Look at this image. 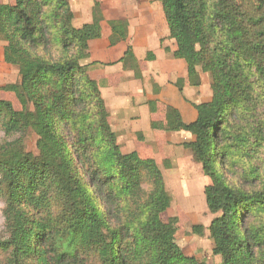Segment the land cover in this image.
Wrapping results in <instances>:
<instances>
[{
	"label": "trees",
	"instance_id": "obj_1",
	"mask_svg": "<svg viewBox=\"0 0 264 264\" xmlns=\"http://www.w3.org/2000/svg\"><path fill=\"white\" fill-rule=\"evenodd\" d=\"M0 3V39L5 63L20 81L1 88L21 109L0 97V197L8 238L0 242V264H80L84 253L99 264H205L187 257L162 220L172 199L154 159L125 154L110 125L102 89L90 75V43L103 36V6L77 28L70 0ZM176 44L173 56L186 64L185 87L212 77V99L194 104V122L165 106L153 131L186 132L184 144L211 184L213 254L223 264H264V164L236 163L247 149L264 155V0H159ZM109 44L128 41L129 22H109ZM131 62V47L119 61ZM148 54L147 59L155 60ZM130 69V68H129ZM150 110L157 112L156 102ZM241 130V132H240ZM36 136L37 154L27 139ZM239 154V158H237ZM243 158V159H244ZM248 161V160H247ZM236 178L239 183L231 182ZM144 180L151 188L144 189ZM193 231L203 236L204 228Z\"/></svg>",
	"mask_w": 264,
	"mask_h": 264
},
{
	"label": "rangeland",
	"instance_id": "obj_2",
	"mask_svg": "<svg viewBox=\"0 0 264 264\" xmlns=\"http://www.w3.org/2000/svg\"><path fill=\"white\" fill-rule=\"evenodd\" d=\"M96 1L101 2L107 19L103 22L106 23L108 31L106 36L110 33V21L127 20L129 38L123 48L127 50L131 47L140 57L142 79L135 77L128 58L124 59L126 67L120 64L119 60L123 59L124 53L120 57L117 56L118 54L110 55L111 48L117 50L118 46L111 47L109 39L103 38L91 43L90 58L83 63L90 65L91 77L105 86L101 89L105 98L110 99L109 106L113 122L110 125L117 134L122 152L125 154L136 152L141 159H154L160 167L167 191L172 199L171 207L162 215V220L166 224H171L173 229L171 239L174 244L180 247L187 257H194L205 264H223L222 257L213 254V241L208 231L212 221L218 216L210 212L206 202L205 189L211 182L204 174L202 166L194 160L192 152L184 147L185 143L194 139L193 136L189 133L157 132L151 128L152 122L165 120L164 107L168 105L167 103L179 107L178 110L184 121H194L196 112L193 105L206 103L212 99V77L208 73L201 72L202 85L200 87H185L183 93L179 92L176 83L181 79L182 69L176 64L177 59L173 56L176 44L170 38L159 0H70L72 10L77 13L76 23L74 21L75 27L83 26L84 22L91 18L92 8ZM12 2V0H0L3 4ZM5 46L6 43L0 39V97L12 103L19 111L21 106L16 96L1 90L3 87L17 84L20 81L18 68L4 61ZM151 52L152 54L157 53L159 57L155 56L153 61L148 60V54ZM162 78L166 83L163 87L159 83ZM116 92L122 94L124 100L118 98V95H115ZM113 94L116 99L118 98L117 107L114 102V104L111 102ZM159 97L165 101L160 100ZM129 102L148 107L150 113L155 114V121L146 113H141V116L137 117L135 114L133 117H128L129 114L126 116V112H129ZM150 102H156L159 107L157 112L150 110ZM5 140V135L0 133V144ZM36 142V136L27 139L28 150L35 154H37ZM245 152H247L248 159L239 158L237 154L239 161L244 163V166L236 163L235 169L240 174L242 168L248 169L245 162L253 164L254 167H262L264 164L262 153H254L250 148ZM231 182L242 181L232 178ZM150 184L149 181L144 180V189L149 190ZM4 209L5 201L0 197V242L8 238ZM194 226L204 228L203 236L193 231ZM80 260V264H99L95 253H84Z\"/></svg>",
	"mask_w": 264,
	"mask_h": 264
},
{
	"label": "crops",
	"instance_id": "obj_3",
	"mask_svg": "<svg viewBox=\"0 0 264 264\" xmlns=\"http://www.w3.org/2000/svg\"><path fill=\"white\" fill-rule=\"evenodd\" d=\"M71 7H72V5H71ZM74 15H75V19H74V21H75V23H76V19H77V13H75V11H74ZM104 17H105V15H104ZM106 19V18H105ZM92 21V16H91V18L89 19V20H87V21H85L84 22V24H88V23H90ZM106 21H107V19H106ZM83 24V25H84ZM75 25V24H74ZM106 23H103L102 24V27H103V36H102V39L104 38V39H109V37H110V33H109V35H107L106 36V32H108L107 31V28H106ZM92 42H94V41H92ZM91 42V43H92ZM91 43H90V45H91ZM123 45H125L124 43H122V44H120V46L118 45V49L117 50H114L115 48H111V50H110V55L111 56H115L116 54H118L117 56L118 57H120L121 56V54L122 53H124L125 54V52H126V49L125 48H123ZM121 47V48H120ZM176 50V49H175ZM174 50V51H175ZM90 53H91V46H90ZM135 53V55H136V57H137V59H138V61H139V54L138 53H136V51L134 52ZM156 57H159V56H157V53H155L154 54ZM121 65H123L124 66V64L123 63H120ZM176 64L178 65V66H180V68L182 69V71H181V74H180V78H186V76H187V69H186V64L182 61V60H176ZM124 69V68H123ZM184 70V71H183ZM90 74H92V73H90ZM143 77H144V75H143ZM159 83H160V85L163 87V86H165V82H164V80H163V78L159 81ZM162 93H163V91H162ZM102 95H103V98H104V100H105V103H106V107H107V110H108V112H109V114H110V123L111 124H113V122H112V112H111V109H110V106H109V100L107 99V98H105V96H104V94H103V91H102ZM115 95H118L117 97L118 98H122L123 99V97H122V94H119V92H116V94ZM114 94H113V97L115 96ZM164 96H165V93L163 94ZM112 97V103L114 102L115 103V105H116V107H117V103H118V98L116 99L115 97L113 98ZM159 99L160 100H164V99H162V98H160L159 97ZM124 100V99H123ZM108 101V102H107ZM133 101V100H132ZM165 101V100H164ZM113 103V104H114ZM130 103V102H129ZM168 105H170V106H172V107H175L176 109H179V107L178 106H176V105H173V104H169V103H167ZM178 107V108H177ZM129 112L127 111L126 113V116H128V114H129V116L128 117H133L134 116V114H135V117H137V116H141V113H146V114H148V117L149 118H151L152 117V119L155 121V114H151L150 113V111H149V108L148 107H141L140 105H135V103L134 104H132V103H130V105H129ZM116 111H117V108H116ZM196 112V111H195ZM155 116V117H154ZM194 116H195V118L197 119V113H194ZM152 119H150V121L152 120ZM195 119V120H196ZM194 120V121H195ZM194 121H192V122H194ZM186 122V121H185ZM187 123H191V122H187ZM150 124V123H149ZM180 133H182V134H184V133H186V132H178V133H176V134H180ZM194 138V137H193ZM194 140V139H193ZM192 140V141H193ZM191 142V141H190Z\"/></svg>",
	"mask_w": 264,
	"mask_h": 264
}]
</instances>
